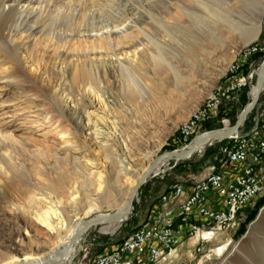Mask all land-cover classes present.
I'll use <instances>...</instances> for the list:
<instances>
[{
    "label": "rangeland",
    "instance_id": "rangeland-1",
    "mask_svg": "<svg viewBox=\"0 0 264 264\" xmlns=\"http://www.w3.org/2000/svg\"><path fill=\"white\" fill-rule=\"evenodd\" d=\"M200 1L210 6L218 3ZM248 2L253 9L259 2L264 4V0ZM5 5L8 9L0 20V138H7L16 152L12 160L15 170L8 175L0 160V264L57 249L63 235L43 227L35 214L52 201L67 215L73 196L80 202L94 192L86 170L89 165L79 168L71 160L77 156L82 164H90L95 158L88 136L72 120L73 113L62 112L64 94L71 93L85 104L92 97L102 99L106 106L103 115L109 122L99 128L110 138L114 152L146 158L145 162L152 157L154 162L174 149L191 114L224 89L233 64H250L254 56L262 55V50L247 59L241 54L250 42L258 47L264 42V15L258 37L245 42L244 34L254 22L251 10L252 17L228 30L219 27L214 15L193 0H5ZM27 58L30 62L25 64ZM262 61L252 84L244 90L242 106L230 116L231 125L252 95ZM82 68L90 70L92 77L84 78ZM240 75L248 83L249 73ZM130 83L142 91V97H130ZM262 101L264 91L258 103ZM214 125L223 124L211 121L206 129ZM218 148L219 143H213L183 161L195 171V182L213 170ZM8 152L11 154V149ZM115 160L111 156L108 164ZM173 163L171 160L169 165ZM167 164L168 160L161 163V170ZM184 169L175 168L144 184L141 202L135 203L129 219L114 236L109 232L118 225L89 229L90 258L142 224L155 196L150 195L153 186L172 177L180 180ZM34 195L42 198L41 202H33ZM116 197L114 193L113 200ZM115 204L102 203L101 210L86 219L113 214ZM263 206L264 193L235 227L217 234L201 250L198 243L186 241L178 255L161 264H264V253L259 262L254 261L251 248L236 253L240 249L237 241ZM106 226L110 229L105 230Z\"/></svg>",
    "mask_w": 264,
    "mask_h": 264
},
{
    "label": "built area",
    "instance_id": "built-area-1",
    "mask_svg": "<svg viewBox=\"0 0 264 264\" xmlns=\"http://www.w3.org/2000/svg\"><path fill=\"white\" fill-rule=\"evenodd\" d=\"M247 47H252V42L242 56ZM259 47L262 55L254 56L250 64L240 62L237 70L229 73L221 99L200 119V134L208 131L206 126L211 121L223 124L221 127L231 125L230 116L242 106L244 90L250 87L256 67L264 59V42H259ZM241 72L249 73L248 83H239ZM247 120L243 134L218 142L213 170L203 180L174 181L158 195L157 186H153L150 195L155 198L151 197L145 221L93 258L88 251L79 264H157L189 239L198 238L201 250L217 234L235 227L264 193V101ZM187 133L189 129L180 135L174 149L183 147L181 136Z\"/></svg>",
    "mask_w": 264,
    "mask_h": 264
},
{
    "label": "bare ground",
    "instance_id": "bare-ground-1",
    "mask_svg": "<svg viewBox=\"0 0 264 264\" xmlns=\"http://www.w3.org/2000/svg\"><path fill=\"white\" fill-rule=\"evenodd\" d=\"M3 1V0H2ZM0 2V20L2 14L7 12L8 6L5 5V0ZM19 1V0H15ZM197 2V4L205 7V10H209L211 14L216 18V22L219 23V27L223 29L230 30L231 28L236 29L237 24H242V20L248 19L252 17V14L249 15V11L253 13L254 22H252V28L248 29V33H245V42L250 41L251 39H255L258 37L261 30V20L264 15V4L259 2L254 6V9L251 8L248 0H238V3H233L231 0H218V3L213 7L204 3L200 0H193ZM260 6H262V11L260 10ZM14 10L17 12L18 7L15 6ZM206 10V11H207ZM190 17L192 15H189ZM178 20V19H177ZM1 23V21H0ZM245 23V22H243ZM115 28V27H114ZM123 30V28H117V30ZM241 29V28H240ZM109 32H112V29L109 28ZM244 48L243 50H245ZM243 50L241 52H243ZM262 49L258 46L247 47L244 56H247L245 59L251 57L253 54H257ZM157 59V58H155ZM158 60V59H157ZM156 60V61H157ZM263 60V59H262ZM155 61V60H154ZM30 61L24 59V63L28 64ZM32 64H30L31 66ZM239 64H233L231 66V72L237 70ZM158 66V65H157ZM159 68V67H158ZM257 69L255 70V74ZM82 74L84 78L92 77L90 75V70L87 68H82ZM254 74V76H255ZM264 74V60L261 63L256 85L252 88V95L255 93L256 88L259 84L261 76ZM177 76V74H176ZM251 79L250 84L254 79ZM178 77V76H177ZM245 77H241L239 74V83H244ZM67 90V86L63 88L62 93H65ZM223 90H219L217 93L212 94L207 103L200 109L196 110L191 116L184 122L181 127L182 134L185 130L189 129V133L184 136H181V143L186 144L195 136H197L200 132V119L203 118L206 111L211 108L216 101L221 99ZM129 93L130 97H142V91L136 89L133 83L129 84ZM81 100V99H80ZM71 97V93H66L62 96V112H67L72 114V120L75 122L76 127L81 131L85 132L88 136V145L93 151V156L95 158L94 161L91 160V163L82 164L80 158L77 156H71L72 162L82 168L85 165L88 166L86 170L90 173V184L94 188L93 194L89 193L88 198L83 201L78 202V197L73 196L72 200H70V205L68 208L67 215H63L61 211H58L56 206L52 201H47L49 203L48 206H43V211L39 212L36 215V219L39 220V223L48 228L52 233L61 237L58 241L57 249H51L46 253H43L38 256L34 255H25L24 257H13L7 260L2 264H67V262L63 261V256L58 254L57 251L64 246H66L73 238L74 233L84 227L90 220L98 217L108 216L98 214L96 216L91 217L90 219H86L87 216L91 215L94 212H98L102 208V203L104 202H115L117 206V211L113 214H117L122 212L129 201V198L133 192V188L138 184L139 180L147 173L151 165H153L157 161H162L164 163L168 160L169 154H164L159 159L153 162V158L151 157L147 162H145L146 158L134 157L125 155L124 153L116 154L113 149V144L109 142L110 138L104 136V132L100 130L99 126L105 124V122H109V117L104 116L106 112V106L102 99L99 97H92L89 99V103L85 104L82 100ZM110 124V123H109ZM63 133V132H62ZM65 133V132H64ZM221 133V132H220ZM220 133H215L211 135L210 138H217ZM107 134V133H106ZM180 137V136H179ZM177 143H180V139L177 140ZM209 141H202L198 143L194 148L189 149V151H193L191 156L195 153H202L206 148ZM11 149L12 153L10 154L8 150ZM187 151V152H189ZM13 152H16V149L12 143H9L7 138H0V160L5 164L7 172L6 175L11 171L15 170V162L12 161L14 159ZM9 154L11 157L7 158L6 155ZM187 154V153H186ZM116 157L115 162H109L111 156ZM121 155H124L125 158H122ZM112 159V158H111ZM153 162V164H152ZM161 164L156 168V172L161 170ZM163 168V167H162ZM85 170V171H86ZM6 171V170H5ZM87 172V171H86ZM109 172V174H108ZM111 173V174H110ZM107 175V178H106ZM114 193L117 194L113 200ZM42 198H38L37 196H32V201L41 202ZM44 202V201H42ZM46 203V204H47ZM81 203L80 206L78 204ZM111 206V205H110ZM113 206V205H112ZM111 215V214H110ZM73 220V221H72ZM72 222H74L72 224ZM104 225H117V224H104ZM119 226V225H118ZM110 229V227L105 228V230ZM220 251L219 249L217 252ZM53 256L54 258H60L58 262H46L45 259L49 256Z\"/></svg>",
    "mask_w": 264,
    "mask_h": 264
},
{
    "label": "water",
    "instance_id": "water-1",
    "mask_svg": "<svg viewBox=\"0 0 264 264\" xmlns=\"http://www.w3.org/2000/svg\"><path fill=\"white\" fill-rule=\"evenodd\" d=\"M263 91H264V74L261 76V79L259 81L255 93L249 96L244 108L238 115L234 124L229 126H223L221 128L208 130L196 136L189 142H187L183 147L164 152L162 155L169 154L167 166H164L162 170L156 172V168L162 162V161L161 162L157 161L149 168L147 173L139 180L138 184L135 186L129 198L128 204L122 212L117 214H111L108 216L94 218L90 220L84 227L77 230L74 233L72 240L66 246H64L63 248L57 251L58 254H61L63 256V261L67 262V264L80 263L84 254L89 251L90 238H88L87 232L89 229L93 227H97L98 225H104V224H117L119 226L114 231L109 232L111 236H114L117 230L123 225V223L129 219L130 214L132 213V210L135 207V203L139 204L141 202V197H140L141 187L150 180H152L153 178L159 176L160 174H165L168 171H171L175 168H181L183 166L182 163L184 160L193 157V155L191 156L193 151H189V149L194 148L196 145H198V143L204 140L209 141V144H207L208 146V145H212L213 143L225 139L234 138L238 135L243 134L246 120L248 119V117L256 107L260 95ZM215 133H220V135L217 138H210L211 135H214ZM162 155L158 156L157 159H159V157H161ZM171 160H173L174 163L170 166L169 163ZM192 173L193 170L191 167H186L181 172L182 177L185 180H189V176ZM167 184L170 185L171 180H169ZM156 191H160V187L157 188ZM237 242L238 245H240V249L236 253H239L247 248H251L253 250L252 253H253L254 261L259 262V260L262 258V255L264 253V206L260 209L256 218L250 222L246 233ZM233 253L234 251L227 256V259H230L234 255ZM59 259L60 258H54L51 255L47 257L45 261L58 262Z\"/></svg>",
    "mask_w": 264,
    "mask_h": 264
},
{
    "label": "crops",
    "instance_id": "crops-1",
    "mask_svg": "<svg viewBox=\"0 0 264 264\" xmlns=\"http://www.w3.org/2000/svg\"><path fill=\"white\" fill-rule=\"evenodd\" d=\"M193 170V169H192ZM195 175V171L193 170V173L189 176V180H185L184 178H181L180 180L178 179V178H176V177H172V178H170V179H167L162 185H159V186H157L156 188H155V192H156V194L158 195L159 193H161L167 186H168V184H167V182L169 181V180H171V183L172 182H174V181H185V182H187V183H193V182H195L194 181V176ZM160 187V191H156L157 190V188H159ZM188 242H189V244L190 245H193V244H197L198 243V238H196V237H194V238H192V239H189L188 240ZM180 247V246H179ZM179 247L178 248H176L175 249V251H173V253L169 256V257H172V256H175V255H178L179 254ZM168 257V258H169ZM164 261H160V262H158L157 264H161V263H163Z\"/></svg>",
    "mask_w": 264,
    "mask_h": 264
},
{
    "label": "trees",
    "instance_id": "trees-1",
    "mask_svg": "<svg viewBox=\"0 0 264 264\" xmlns=\"http://www.w3.org/2000/svg\"><path fill=\"white\" fill-rule=\"evenodd\" d=\"M244 98L246 99V97H244ZM219 127H221V125L210 126L211 129H213V128H219ZM137 205H138V204H137Z\"/></svg>",
    "mask_w": 264,
    "mask_h": 264
}]
</instances>
